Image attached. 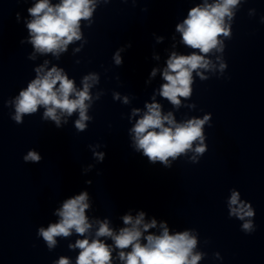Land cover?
<instances>
[{
	"label": "clouds",
	"instance_id": "clouds-1",
	"mask_svg": "<svg viewBox=\"0 0 264 264\" xmlns=\"http://www.w3.org/2000/svg\"><path fill=\"white\" fill-rule=\"evenodd\" d=\"M107 2L108 0H104V3ZM239 3L240 0H214L213 3L205 0L203 5L188 11L183 23L177 24L176 31L181 34L183 44L198 51H193L190 55H177L173 52L167 60V67L163 71L166 83L161 85L160 96L173 106L179 108L181 97H191L194 72L203 80L206 77L199 70L214 67L206 57L213 50L223 51L220 37L230 38V25L226 24V18L229 21L232 19L233 9ZM96 6L97 0H60L58 4H51L50 0H37L27 9L32 17L27 22V30L35 51L41 54L51 53L58 58L62 52L67 51L69 44L81 40V21H90ZM19 16L17 13L18 20ZM114 60L117 65L121 64L119 51L116 52ZM47 63L45 61V65ZM226 67L225 63L220 64L221 73ZM35 71L36 78L19 91L15 99V115L11 119L22 124L25 115H33L43 107L42 118L54 121L60 127L63 116H72L78 112L79 118L75 121V127L78 131H84L87 127L85 122L90 119L87 115L92 100L90 88L99 82L98 76L94 73L84 76L81 81L82 89L78 90L75 80L69 79L61 68L53 66L45 72L40 67ZM151 74L155 76L156 69ZM115 98L119 99V95L116 94ZM124 103H128L127 97L124 98ZM145 107L147 111L131 129L135 149L142 151L150 163L160 162L169 168L171 161L190 151H194L190 162L198 163L199 158L208 150L204 143L203 129L211 120V114L204 115L202 119L193 118L177 123L172 112L166 115L162 113L159 103H148ZM139 111L134 109L133 115ZM94 155L98 161H103L104 153ZM41 159L40 154L32 150L23 157L25 162L32 163H39ZM89 208L87 191L64 200L62 207L55 213L59 216V221L49 224L47 228L40 227L37 235L43 238L49 250L56 246L57 237L66 238L73 232L85 237L78 239L74 245H69L70 248L80 250L75 264H113L114 248L119 250L118 259L123 264H198L202 258L200 253L194 252L197 239L190 231L170 234L168 226L161 223L162 231L159 235L149 233L148 230L156 227L157 221L152 219L145 223L143 211L136 217L124 215L122 219L126 226L118 233L109 227L108 220L97 221L99 227L95 238L90 240L87 234L92 224L86 215ZM229 217L243 221L242 230L245 233L251 234L255 231V211L250 202L240 200L238 191H232ZM100 237H109L113 243H106ZM55 264L71 262L68 258L61 257Z\"/></svg>",
	"mask_w": 264,
	"mask_h": 264
}]
</instances>
